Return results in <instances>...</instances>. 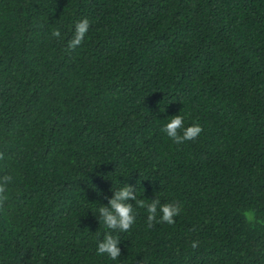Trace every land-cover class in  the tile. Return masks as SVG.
<instances>
[{
  "label": "trees",
  "instance_id": "obj_1",
  "mask_svg": "<svg viewBox=\"0 0 264 264\" xmlns=\"http://www.w3.org/2000/svg\"><path fill=\"white\" fill-rule=\"evenodd\" d=\"M0 185V264H264V0H0Z\"/></svg>",
  "mask_w": 264,
  "mask_h": 264
},
{
  "label": "clouds",
  "instance_id": "obj_2",
  "mask_svg": "<svg viewBox=\"0 0 264 264\" xmlns=\"http://www.w3.org/2000/svg\"><path fill=\"white\" fill-rule=\"evenodd\" d=\"M88 28L89 21L87 19L81 20L75 25V35L70 42V48L74 49L82 43ZM55 35L58 36L59 33L57 32ZM182 128V135H178L177 129ZM162 130L168 138L178 144L196 138L202 131L198 124L184 128V117L182 115H175L169 118ZM3 191V186L0 185V193ZM128 201H135L138 207L146 209L149 226H151V221L157 216H159L160 222H166L171 225L174 222L173 218L180 214V208L174 203L160 204L158 199L151 202L138 200L134 188L131 185H125L113 192L106 206L98 208L100 221L110 230L109 233L115 230L126 232L134 223L133 207ZM118 244L117 238L111 234H106L104 239L97 244V255L107 256L111 260L116 261L120 256ZM192 247H196L195 242Z\"/></svg>",
  "mask_w": 264,
  "mask_h": 264
}]
</instances>
